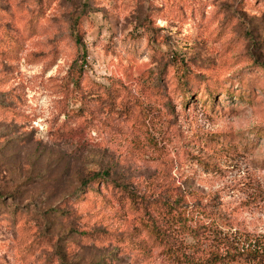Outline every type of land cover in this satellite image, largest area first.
<instances>
[{
    "label": "rangeland",
    "instance_id": "rangeland-1",
    "mask_svg": "<svg viewBox=\"0 0 264 264\" xmlns=\"http://www.w3.org/2000/svg\"><path fill=\"white\" fill-rule=\"evenodd\" d=\"M0 264H264V0H0Z\"/></svg>",
    "mask_w": 264,
    "mask_h": 264
},
{
    "label": "trees",
    "instance_id": "trees-1",
    "mask_svg": "<svg viewBox=\"0 0 264 264\" xmlns=\"http://www.w3.org/2000/svg\"><path fill=\"white\" fill-rule=\"evenodd\" d=\"M123 188L126 190L125 187H123ZM128 193H129L130 197H131L133 200L136 199V198H138L137 195H135L134 193H132V192H128Z\"/></svg>",
    "mask_w": 264,
    "mask_h": 264
}]
</instances>
